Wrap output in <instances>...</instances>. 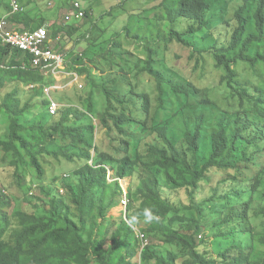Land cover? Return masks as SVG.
<instances>
[{"label": "trees", "instance_id": "trees-1", "mask_svg": "<svg viewBox=\"0 0 264 264\" xmlns=\"http://www.w3.org/2000/svg\"><path fill=\"white\" fill-rule=\"evenodd\" d=\"M232 1L162 0L137 20L135 30L130 25L125 28L128 40L147 49L148 59L143 61L146 67H142L140 73L147 72L155 79L161 107L170 99L168 88L172 94L186 97H193L199 90L181 71L182 75L174 71L175 68H169L168 59L173 57L172 45L190 50L192 60L201 58L203 54L214 57L216 66L223 70L218 87L226 88L225 99L230 101L219 106L223 115L210 132L205 131V113H199L193 125L186 122L183 140L178 145L174 137L169 136L167 121L160 123L151 119L152 126H147L154 105L151 94L139 95L132 88L131 93L138 98L136 101L129 94L104 89L109 104L108 112L102 118L104 127H114L126 135L125 127L131 126V134L149 131L156 135L163 146L148 147L154 157L151 165H159L172 189H190L192 203L186 210L194 209L195 215L182 213L181 208L165 199L159 188L158 175L148 169L149 175L140 177L135 191L128 187L127 219L121 217L118 227L113 229L117 218L107 213L119 205L124 193L119 179L132 175L142 160L137 147L130 151L129 141L122 140V149L115 154L103 151L101 146L86 137L85 129L78 123L96 113L92 95L87 100L86 110L63 105L56 116H50L43 90L31 91L34 96L42 98L48 118L47 121L43 119L42 124L31 125L23 120L31 103L22 106L18 89H14L0 102V112L9 118V133L0 139V151L13 157L15 169L28 165L40 180H44L42 161L45 159L65 158L71 162H84L73 170V181L63 184V195H56L52 188L42 186L41 191L49 199L39 198L33 203L36 209H43L42 214L14 213L21 230L11 234V239H0V264H86L89 259L98 264H144L151 260L155 264H177L180 255L172 250L163 252L150 243L141 250L134 226L144 222L145 209H150L158 219L138 229L160 235L165 243L180 247L184 253L182 264H264V233L256 232L250 221L251 199L261 186L264 173V161H260L264 158V90H261L264 86V0H239L243 5L228 19L224 17L226 5ZM5 3L10 15L11 5ZM89 17L85 10V18ZM35 20L23 10L9 17L12 28L22 32L44 26V18L38 24ZM68 25H63L66 28L54 24L48 26L51 37L56 40L65 32L72 38L78 26ZM200 35L205 41L203 46L199 44ZM77 59L82 60L80 57ZM28 60L23 52L0 43V87L8 83L23 86L44 84V74L31 67ZM160 65L165 70H159ZM136 66L140 67V63ZM243 67L247 69L242 70ZM167 69H171L172 77L168 76ZM68 70L80 76L88 73L87 68L80 69L78 65L68 67ZM177 76L183 79V83L176 80ZM121 81L122 78H116L113 83L117 85ZM115 104H120L121 108L128 104L139 106L146 119L119 113ZM237 104L238 108L230 116L227 111L230 113ZM226 105L231 109H226ZM56 136H60L64 143H58ZM144 164L151 168L150 164ZM254 165L259 167V171L253 176L249 200L239 203L246 193L236 186L225 194H219L221 183L230 177L244 180L243 168ZM109 170L116 178L112 183L108 182ZM221 171L230 176L221 178L202 204L215 208L213 214L219 220L216 226L221 230L218 237L232 241L214 258L207 250L199 249L201 243L196 237L201 234L205 219L193 196L201 181L208 179L211 182L212 173ZM11 203L0 184V221L3 224L8 220L5 209ZM94 206L104 223L97 224L93 237L84 239L85 216ZM133 215L138 217V223L129 226L127 220ZM108 237L111 240L109 244Z\"/></svg>", "mask_w": 264, "mask_h": 264}, {"label": "rangeland", "instance_id": "rangeland-1", "mask_svg": "<svg viewBox=\"0 0 264 264\" xmlns=\"http://www.w3.org/2000/svg\"><path fill=\"white\" fill-rule=\"evenodd\" d=\"M161 1L162 0H35L30 3L28 0H18L25 13L29 14L34 20L38 18L35 20V23L38 24L41 22L40 19L44 18L43 27L54 24L66 28L67 26H63L65 24L64 16L74 2H79L82 7L88 11L90 15L89 18L68 23V26L71 27L78 26L72 38L67 37L65 32H63L53 43L55 50L70 54L67 59L68 62H70L68 67L74 68V66L78 65L80 69L87 68L88 73L81 75L84 88L82 90L72 89L58 93L55 94L54 97L58 100L61 97L60 103L64 106L86 110L85 106L87 100L89 101V97L92 95L97 111L94 116L89 115V117L78 123V126L85 129L86 137L91 139L95 145L101 146L103 151L115 152V154L119 153V150L122 149V140L129 141L130 151H132L135 146L137 147L136 150L142 157V160L136 165L135 172H133L132 175L120 180V186L123 187V190H127L128 187L131 186V191H135L140 184V177L149 175L148 171L150 170L148 169H151L159 177V188L162 196L170 203L181 208L182 213L185 212L189 213V215H195L194 209L186 210V207L192 203L190 189H172L167 184L163 170L159 165H151L154 157L151 156L148 147L150 145L163 146V142L149 131L141 134H131V126L125 127L127 134L123 135L118 129H114V127L105 128L102 120L108 112L109 106L104 89L108 88L116 93L133 96L131 89L134 88L139 95L141 93H149L153 97V111L147 122V126H152L153 121L151 119L157 120L160 123L167 121L169 136H173L176 143L181 145V141L183 140L182 137L185 133L186 122L193 125L198 114L205 113L207 120L204 125L205 131L210 132V129L218 122V118L223 115V110L219 106L227 104L230 101L225 99V95L227 94L226 88L218 87L220 79L223 76V70L216 66L214 57L203 54L201 58L192 60V53L190 50L175 44L171 46L173 57L172 59H168L169 68L173 70L175 68L176 70L174 71H177L179 74H181L179 72L181 71L199 90L193 97H186L172 94L170 88H168L171 93L169 96L170 99L164 107L160 106L155 79L147 72L140 73L141 68L146 67L143 61L148 59L147 49L142 45L136 44L133 40H128L125 28L130 25V28L135 30L137 20L144 17L147 10L160 4ZM5 2L11 4V0H5ZM5 2H0V18L9 13ZM241 5H243V2L239 0L228 2L226 5L227 13L224 17L231 19ZM223 15L221 17H223ZM202 38L203 35H200V46L205 44ZM117 53L119 55H117ZM78 57L82 60H78ZM155 58L157 57L155 56ZM137 63H140V67L136 66ZM158 67L159 70H165L162 69V65ZM244 69L247 68L243 67L242 70ZM166 71L168 72V76L172 77L171 69H167ZM124 77H126L125 80L123 79ZM116 78H122V81L117 85L113 83V80ZM176 80L183 83V79L178 76ZM14 89H18V97L20 98L22 106L27 102L31 103V108L24 115V121L31 125H39L43 123V119H46V121L48 120L45 108L42 106V98L40 96H34L33 92H31L34 90H28L27 86L21 84L10 85L8 83L6 86L0 87V102L9 91ZM261 90H264V86L261 87ZM133 97L136 101L138 100L137 97ZM44 98H46L45 95ZM206 101H208V103H205ZM215 102L218 105H216ZM121 107L120 104H115V108L119 113L125 112L126 114H133L139 119H146L139 110V106L128 104L125 108ZM246 107H248V105H246ZM237 108L238 104L235 106V109H231L230 105H226V109L232 110H230V113L227 111L230 116L235 113L234 111ZM46 121L45 123H48ZM8 133L9 118L6 114L0 112V139H4ZM56 141L58 143H64L60 136H56ZM93 154H95V150ZM12 159L13 157L11 155L0 151V184L12 201L10 207L5 209L8 216L7 223L3 224L2 221H0V239L4 240L11 239V234L21 230V226L14 216L15 212L21 211L26 213H37L39 215L42 214L43 209H36L33 205L39 198L49 199L46 198L47 196L45 193L41 191L42 186H45L47 189L52 188V192L56 195H63V184L73 181V170L84 162L80 160L71 162L65 158L45 159L42 161L45 168V175L42 178L44 180H40L37 173L28 165L16 170L12 163ZM260 161H264V158ZM144 163L150 164L151 168H148ZM243 169L245 173L243 176L245 177L244 180H241L242 178H236L235 180L232 177L228 178L230 175L223 171L212 173L213 178L211 182L208 181V179L201 181L199 188L193 196L195 203L202 208L203 219H205L204 226L201 228V234L196 237V240L201 243L199 249L201 251L207 250L214 258H216L218 253L223 251L232 240H223L224 238L218 237L221 230H219L218 225L216 226L219 220L218 217L213 214L215 208L209 207L208 204H202V202L209 198L221 178L228 179L221 183L219 190L220 195L227 193L230 191L231 187L236 186L246 193V196H244L239 203L247 199L249 200V197L252 195L253 176L258 173L259 167L254 165L244 167ZM111 180L112 178H110L108 182H114ZM110 189L113 190L112 187ZM123 209L121 204H119V206L107 213L108 216L114 215V217L117 218L113 229H116L121 222L120 218ZM262 211H264V173H262L261 177V186L251 199L250 221L255 231L259 233H264V212ZM98 223H104V219L98 215L97 207L94 206L88 209V213L85 216V226L82 237L84 239L93 237L97 230ZM146 225L147 224L143 222L141 225L134 226V228L135 230L138 228L143 229ZM145 234L148 238V244L150 243L152 246L160 248L163 252L169 250L174 251L180 255V257L178 256L177 264H182L181 260L184 258V253L180 247L175 244L165 243L160 235L148 234L146 232ZM107 243H111L110 237L107 238ZM256 247H258L257 244ZM86 264L98 263L89 259ZM144 264H155V261L151 260ZM217 264L220 263L217 262Z\"/></svg>", "mask_w": 264, "mask_h": 264}, {"label": "built area", "instance_id": "built-area-1", "mask_svg": "<svg viewBox=\"0 0 264 264\" xmlns=\"http://www.w3.org/2000/svg\"><path fill=\"white\" fill-rule=\"evenodd\" d=\"M10 5L12 8L11 14L0 18V43L23 52L28 57L31 67L40 70L44 74V84H30L27 89H42L48 101L46 105L47 113L50 116H56L63 105L54 95L72 89L82 90L84 85L81 76L77 72L68 70V65L66 64L68 62L67 54L54 49V39L51 37L48 27L23 32L12 28L9 17L21 12L23 9L18 0H11ZM84 18L85 9L79 2H74L64 16L65 24L81 21ZM127 204V190H124L121 207L124 208L125 215ZM136 232L140 239L142 250L148 245V238L141 230L136 229Z\"/></svg>", "mask_w": 264, "mask_h": 264}, {"label": "clouds", "instance_id": "clouds-1", "mask_svg": "<svg viewBox=\"0 0 264 264\" xmlns=\"http://www.w3.org/2000/svg\"><path fill=\"white\" fill-rule=\"evenodd\" d=\"M113 176V171L112 170H109V175H108V179L112 178L111 181L115 180L116 178H113L111 177ZM128 198V197H127ZM122 199V197H121ZM121 202V200H120ZM121 204V203H119ZM119 206V205H118ZM117 207V206H116ZM126 210V215L124 214V209H123V213H122V216L121 217H124L127 219V209L125 208ZM143 218H144V223H150L152 222L153 220H156L158 219L157 216H155L153 214V212L150 210V209H145L144 212H143ZM127 223L129 224V226H134L136 223H138V217L136 215H133L131 216L128 220H127Z\"/></svg>", "mask_w": 264, "mask_h": 264}, {"label": "crops", "instance_id": "crops-1", "mask_svg": "<svg viewBox=\"0 0 264 264\" xmlns=\"http://www.w3.org/2000/svg\"><path fill=\"white\" fill-rule=\"evenodd\" d=\"M28 1H29L30 3H32V2H34L35 0H32V1H31V0H28ZM3 16H5V15H3Z\"/></svg>", "mask_w": 264, "mask_h": 264}]
</instances>
